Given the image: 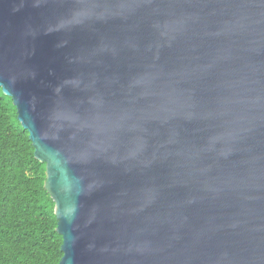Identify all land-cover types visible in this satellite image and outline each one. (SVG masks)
Wrapping results in <instances>:
<instances>
[{"label": "water", "instance_id": "obj_1", "mask_svg": "<svg viewBox=\"0 0 264 264\" xmlns=\"http://www.w3.org/2000/svg\"><path fill=\"white\" fill-rule=\"evenodd\" d=\"M0 88L57 264H264V0H0Z\"/></svg>", "mask_w": 264, "mask_h": 264}, {"label": "trees", "instance_id": "obj_2", "mask_svg": "<svg viewBox=\"0 0 264 264\" xmlns=\"http://www.w3.org/2000/svg\"><path fill=\"white\" fill-rule=\"evenodd\" d=\"M0 88V264H57L62 252L45 163Z\"/></svg>", "mask_w": 264, "mask_h": 264}]
</instances>
